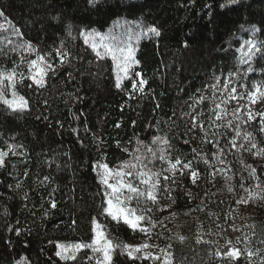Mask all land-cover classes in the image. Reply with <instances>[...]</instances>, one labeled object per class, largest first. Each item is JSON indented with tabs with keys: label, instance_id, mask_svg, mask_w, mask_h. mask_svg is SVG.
I'll return each instance as SVG.
<instances>
[{
	"label": "trees",
	"instance_id": "1",
	"mask_svg": "<svg viewBox=\"0 0 264 264\" xmlns=\"http://www.w3.org/2000/svg\"><path fill=\"white\" fill-rule=\"evenodd\" d=\"M0 11L4 13L0 68L11 69L22 49L17 45L29 41L40 54H50L56 69L42 88L29 87L28 79L17 85L29 102L27 110L14 113L0 104V150L8 152L5 166L0 167V264H15L22 258H27L26 264H88L87 249L75 261H65L55 256L54 242L90 240L93 216L106 225L111 237L141 240L143 234L101 216L102 189L93 165L101 158L110 167L118 165L130 159L138 140L151 144L153 136L166 137L170 159L192 160L199 176L195 183L190 172L178 175L175 183L172 177L168 182L160 179L159 207L147 205L157 222L150 241L159 248L171 244L174 264H221L210 253L230 247L231 224L239 219L237 207L248 194L244 189L259 192L257 183L264 187V157L230 148L226 141L234 131L227 121L233 117L212 124L211 92L197 90L206 88L213 74L224 80L237 69L236 82H264V58L252 63L253 72L236 60L237 49L252 38V29H259L255 36L264 41V0H0ZM119 25L140 32L141 25L144 30L155 26L160 31L158 37L142 35L136 46L135 73L148 81L143 93L133 90L131 79L117 88L111 60L98 59L79 35L81 30L104 32ZM14 28L23 33V41ZM62 42L61 50L70 54L63 64L55 52ZM201 94L205 101L197 105L195 98ZM189 104L195 108L193 115L204 112L201 119L210 133L208 139L220 140L223 157L212 155L216 147L201 140L204 133L199 128L188 130L191 117L183 114L191 111ZM235 123H240L242 134L252 132L253 142L264 148L257 119ZM221 124L224 127L215 126ZM202 156L208 157V164ZM165 165L156 160L149 167L158 170ZM246 165L256 169L259 181L249 178ZM165 186L171 191H163ZM251 205L255 215L241 218L245 221L239 228L244 233L236 244L243 255L233 264H249L248 250L256 254L251 264L264 258V199L257 197ZM178 236L186 238L183 243ZM114 264L130 262L118 251Z\"/></svg>",
	"mask_w": 264,
	"mask_h": 264
},
{
	"label": "snow or ice",
	"instance_id": "2",
	"mask_svg": "<svg viewBox=\"0 0 264 264\" xmlns=\"http://www.w3.org/2000/svg\"><path fill=\"white\" fill-rule=\"evenodd\" d=\"M90 3H95L96 0H89ZM232 3L238 2V0H231ZM4 16L3 11H0V17ZM54 19H57L54 17ZM140 35L153 34L155 36H160V31L155 26H148L146 30L143 29L141 25ZM14 34L23 41V33L19 29H13ZM68 35L71 36V26H67ZM259 29H252L253 36L251 39L245 40L243 45L237 49L241 53L239 57L236 58L238 65H248L246 71L253 72L255 69L252 67V63L256 60L257 57L264 58V41H260L256 38L255 33ZM80 36L84 37L86 43L90 42V47L95 52V55L98 59H104L106 56L111 57L113 65L115 68L122 72L125 77L128 76L129 70L133 65L139 64V61L135 59V50L130 43L120 45L115 37H112L111 42H105L108 38L101 33L92 31L88 32L87 30H81L79 33ZM99 37V42L95 39L89 41L90 37ZM7 43H12L10 38H5ZM4 43V41H0ZM17 47L24 48L28 51L29 55L35 54L34 59L26 60L24 56H21L20 63L26 64L27 67V76L23 72H18L17 67L14 66L11 69L0 68V104L5 105L14 113H19L27 110L28 100L25 99L23 95L17 90V85L22 84L25 79L32 81V85L38 87H44L46 83V78L49 72H55V66L48 59L50 54H40L37 52L32 44L29 41H23ZM63 42L61 43L60 49H55L56 55L60 57V63L63 64L64 60L70 55L66 50L62 51ZM101 49L103 51H101ZM12 51L16 50V47L11 49ZM3 51V48H0V52ZM70 75V74H69ZM136 77H140L137 83L132 84L133 90H138L143 93L144 86L148 83L147 80L143 79L140 72L135 73ZM233 77H240V72L237 69L234 72H229L227 79L222 80L221 76L213 74L211 81L208 86L204 89H198V92L203 93L204 91L211 92V103L215 104V107L209 108V111L213 116H209L208 119L212 124H215V121H221L224 117L229 115L227 105L231 101H237L238 107L233 109L232 117L233 119L227 121V126L231 127L234 131V135L226 141V144L230 148L243 149L250 152L254 156L264 157V148H258V145L253 142L252 132H241L240 123H235L236 121H242L247 124L256 119V116H260L259 121L260 128L259 130L264 133V111L257 112L253 115V112L250 108L246 109V117L244 114H241V108H245L244 104H239L240 101L247 99V102L250 104H256L258 101L264 103V82L254 83L249 89L246 85L241 84L240 87L244 89L243 92H239L235 86L236 81ZM120 77H117L116 87L119 88ZM219 94V96H217ZM219 99L220 102L216 103V100ZM205 97L201 94L199 97L195 98V103L197 105L204 103ZM221 105H224L222 108ZM191 109L190 112L184 113L183 115L190 116L191 122L189 131H193L196 128H199L204 135L201 137L202 141H207L209 144H213L216 147V152H213L212 155L216 156L217 153L221 157L225 154V148L221 146L219 139H208L210 133L205 127L204 121L201 119L204 116V112L199 113L195 112V108L191 104L188 105ZM159 107V105H157ZM175 115V113H174ZM214 117V119H213ZM118 126V125H117ZM217 128L224 127L223 124L215 125ZM75 131V129H73ZM218 133H211L215 137ZM195 139V137H193ZM238 139H242L243 142L237 143ZM189 141H185L188 143ZM137 148L134 152H130V159L122 161L120 164L115 167H110L109 163L103 162L102 158L98 159L93 167L96 171L99 184L102 189V198H101V216L110 222H115L117 225L123 224L129 228L133 233L139 232L143 234L147 239L143 240L140 243H127L120 241L114 237H110L108 231L106 230V225L101 222V220L93 216L90 221V231L91 238L88 241L79 240V241H65L60 242L56 241L55 243V256L59 257L61 260L65 261H75L78 254L82 250H89L91 255L87 256L88 264H114V255L119 251V253L130 262V264H144L145 261H152L153 264H174V254L170 251L172 248L171 244H168L166 248H159L158 245L151 244L149 241L152 239L153 229L156 228L157 222L152 219L148 213L153 212L152 207H147L149 203L153 206L159 207L158 193L161 191V180L160 177L162 172L153 171L149 165L154 164L156 160L165 162L168 164V167L163 169V172H171L172 179L171 183H175V176L177 173L183 176L190 172L193 183L196 182L199 172L197 168L193 167V161L188 160L183 162L179 157H176L173 161L168 155V148L171 147L170 141L166 137L153 136L151 144H145L143 141H137ZM152 145H161L159 148H153ZM247 145V147H246ZM118 147H122L123 151L126 153L129 152L128 148L122 146L118 143ZM13 146H9L11 150ZM143 149V150H142ZM256 149L255 152L252 150ZM193 152L196 153L197 149H193ZM15 154V153H13ZM8 155V152L0 150V167L5 166V157ZM205 164H208V157L202 156ZM220 163L223 164L225 161L220 160ZM243 163V161H241ZM249 170V178L260 180V177L256 174V169L251 165H246ZM187 170V172L185 171ZM217 172L223 171V169H217ZM215 174V173H214ZM48 180V177L44 178ZM169 176H163L165 182L169 181ZM230 179V177H229ZM19 187V185H17ZM243 188L244 185L241 184ZM256 188L260 189L259 192L250 191L245 188V192L248 193L249 199H255L259 197L264 199V187H261L260 183H257ZM230 192L233 190L231 187L228 189ZM163 191L170 192L171 190L168 187H164ZM170 198V197H169ZM135 203V207H133ZM144 207H141V205ZM51 208L56 207L55 201H51ZM75 224V221H73ZM15 230V229H10ZM17 231V235H19ZM178 239L181 243L186 239L183 236H178ZM199 239L197 243H201ZM157 249L158 251L153 252L151 249ZM214 255L215 258L221 261V264H233V261L238 260L241 255H243L242 250L230 247L224 252L217 251L215 253H210ZM256 255L252 251L248 250L246 259L251 264L253 256ZM27 258H22L21 261H16L15 264H26ZM260 264H264V258L261 259Z\"/></svg>",
	"mask_w": 264,
	"mask_h": 264
},
{
	"label": "rangeland",
	"instance_id": "3",
	"mask_svg": "<svg viewBox=\"0 0 264 264\" xmlns=\"http://www.w3.org/2000/svg\"><path fill=\"white\" fill-rule=\"evenodd\" d=\"M88 32H92V31H88ZM98 33H101V34H104L108 40H106L105 42H111L112 40V37H115L116 38V41L120 44V45H123V44H126V43H130L132 45V47L134 48L135 52H136V46H137V43L140 39V37L142 35H140V30L137 29L136 27H133V26H125V25H119V26H116V27H113V28H110L108 29L107 31H104V32H98ZM84 43L90 47V42L89 43H86L85 40H84V37H82ZM92 39H95L97 42H99V37H90L89 38V41H91ZM243 45V44H242ZM241 45V46H242ZM240 46V47H241ZM91 48V47H90ZM92 49V48H91ZM101 51H103L101 49ZM241 55L240 52H238V57ZM21 56H24L26 60H30V59H34L35 58V54L33 53L32 55H29L28 54V51L25 50L24 48H22L18 53H17V63L14 65V66H18L17 67V71L18 72H23L25 73V75L27 76V67H26V64H21L20 63V60H21ZM107 58H109L111 60V57L109 56H106ZM48 59L51 61L52 63V57L48 56ZM112 62V65H113V61L111 60ZM13 66V67H14ZM12 67V68H13ZM134 67L135 65H133V67L129 70V74L127 77L124 76V74L122 72H119V70L117 68H115V66L113 65V69H114V74H115V79H116V82H117V77L119 75L120 77V83L122 81H124L125 79H131L133 83H135L136 80L139 79V77H136L135 75V70H134ZM29 80V79H28ZM31 81V80H30ZM32 82V81H31ZM258 82H263V79L260 81V80H255L254 82L250 83L248 82V84H245V83H242V82H236L235 86L237 87L238 91L239 92H243L244 89L240 87L241 84H244L246 85L249 89H251L252 85L254 83H258ZM219 96V95H218ZM220 102V100L218 99V103ZM239 104H244L245 105V108H241V114H244L245 117H246V109L250 108L253 112V115H255L257 112H261V111H264V103L258 101L256 104H250L247 102V99L243 100V101H240ZM239 105L237 103V101H231V103L229 105H227V108H228V112H229V115L226 116L225 118H231L232 117V111L233 109L237 108ZM221 107L223 108L224 105H221ZM227 118V119H228ZM256 119L258 120V122L260 121L261 117L260 116H256ZM116 166V165H115ZM113 166V167H115ZM168 165L166 166H163L162 168L158 169V170H153V171H158V172H162V175L160 177V179H163V176L167 175L169 176V178L172 177V173L171 172H163V169L167 168ZM178 175L179 173H177V175L175 176V178H178ZM173 178V177H172ZM252 200L253 199H249L248 198V194L245 196L244 199L240 200L239 202V205L237 207V213L239 215V219H236L233 221V223L231 224V227H230V230L232 231V240L230 242V247H235L237 248L236 244L239 242L240 240V235H242L244 233V231L239 228L240 224L245 221V220H242L241 218L245 217V219L248 218V216L252 219V217L255 215V209H254V206L251 205L252 203ZM133 207H135V203H133L132 205ZM150 215V214H148ZM247 217V218H246ZM155 221V220H154ZM235 222H237L235 224ZM109 233V232H108ZM110 236V234H109ZM111 237V236H110ZM147 239L145 236L141 239V240H129V241H126L127 243H133V244H136V243H140L142 242L143 240ZM149 243L152 244L151 241H149ZM229 247V248H230ZM151 251L153 252H156L154 249H151ZM88 255H91L90 251L88 250ZM152 262V261H151ZM153 264V262H152Z\"/></svg>",
	"mask_w": 264,
	"mask_h": 264
}]
</instances>
